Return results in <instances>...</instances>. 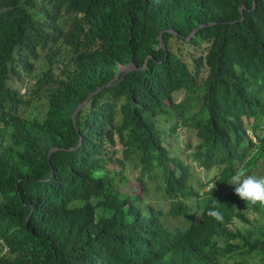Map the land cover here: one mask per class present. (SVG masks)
<instances>
[{
    "label": "trees",
    "instance_id": "obj_1",
    "mask_svg": "<svg viewBox=\"0 0 264 264\" xmlns=\"http://www.w3.org/2000/svg\"><path fill=\"white\" fill-rule=\"evenodd\" d=\"M241 165L264 175V0H0V264H264Z\"/></svg>",
    "mask_w": 264,
    "mask_h": 264
},
{
    "label": "clouds",
    "instance_id": "obj_2",
    "mask_svg": "<svg viewBox=\"0 0 264 264\" xmlns=\"http://www.w3.org/2000/svg\"><path fill=\"white\" fill-rule=\"evenodd\" d=\"M100 175V173H96ZM228 184L233 187L234 194L245 202L251 204L264 205V175H256L250 173L243 165L239 166L237 170L227 180ZM215 188V184L212 185L210 193ZM214 204L207 209L206 215L220 221L223 219V215L219 210V203L215 199H212Z\"/></svg>",
    "mask_w": 264,
    "mask_h": 264
},
{
    "label": "rangeland",
    "instance_id": "obj_3",
    "mask_svg": "<svg viewBox=\"0 0 264 264\" xmlns=\"http://www.w3.org/2000/svg\"><path fill=\"white\" fill-rule=\"evenodd\" d=\"M23 89L21 88V91ZM176 119H173V121L175 122ZM263 118H260V121H262ZM172 121V122H173ZM167 126L170 124L166 123ZM263 124V123H262ZM167 140L169 141V145L170 146V151L172 152L173 155L178 156L182 159H184L186 157L187 152L191 149L190 146L193 145L195 143V137L193 134V131L191 129H188L184 126H180L177 127V131L175 132V134H171L167 137ZM187 144H191L190 146ZM194 163H192L193 165ZM258 170V169H257ZM257 170H255V172H257ZM191 178H190V185L192 187H195L198 189L202 188L200 186H198L196 179L198 177H201L204 172H202L201 168L193 165V167L191 168ZM215 174V170L213 171V173L211 172V176H213ZM262 175V174H259ZM125 188H130V190H133V188L131 187V183L128 182V185L125 186ZM205 188V187H203ZM160 199V195L154 191L153 187H149L148 191H147V197L144 199L147 203L149 204H153L155 206L163 203ZM163 208H166L167 204H162L161 205Z\"/></svg>",
    "mask_w": 264,
    "mask_h": 264
},
{
    "label": "water",
    "instance_id": "obj_4",
    "mask_svg": "<svg viewBox=\"0 0 264 264\" xmlns=\"http://www.w3.org/2000/svg\"><path fill=\"white\" fill-rule=\"evenodd\" d=\"M193 33V32H192ZM129 68H132V65L130 64V66H128V67H121V68H119L118 69V71H117V73L120 71V70H128ZM117 75V74H116ZM81 106V105H80ZM79 106V107H80ZM79 107H77L76 109H75V111L79 108Z\"/></svg>",
    "mask_w": 264,
    "mask_h": 264
}]
</instances>
